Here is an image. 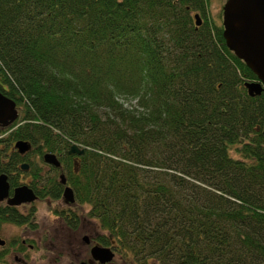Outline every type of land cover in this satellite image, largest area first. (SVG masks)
Here are the masks:
<instances>
[{
  "label": "trees",
  "instance_id": "1",
  "mask_svg": "<svg viewBox=\"0 0 264 264\" xmlns=\"http://www.w3.org/2000/svg\"><path fill=\"white\" fill-rule=\"evenodd\" d=\"M209 12L210 0H0V91L19 113L0 125V175L19 184L29 157L10 145L41 143L42 196L62 199L65 173L101 244L133 264H264V92L249 94L258 76ZM36 214L0 203V230ZM57 214L73 229L84 217Z\"/></svg>",
  "mask_w": 264,
  "mask_h": 264
},
{
  "label": "water",
  "instance_id": "2",
  "mask_svg": "<svg viewBox=\"0 0 264 264\" xmlns=\"http://www.w3.org/2000/svg\"><path fill=\"white\" fill-rule=\"evenodd\" d=\"M197 25L202 24L199 14L195 15ZM224 36L228 47L258 76L257 81L246 84L251 96H259L264 92V0H227L223 6ZM19 116L16 101L10 99L0 91V125H9ZM17 147L21 153L29 150L30 145L18 143ZM77 145H73L71 153L82 154ZM45 160L54 166L61 163L55 154L49 153ZM26 168V167H24ZM65 183V180H63ZM9 195V183L6 175H0V200ZM67 201H74V192L67 187L64 192ZM37 198L34 191L22 186L16 189L14 197L10 200L13 205L23 202H32ZM91 254L101 262L114 259L115 252L99 244L91 249ZM82 264H88L86 262Z\"/></svg>",
  "mask_w": 264,
  "mask_h": 264
},
{
  "label": "rangeland",
  "instance_id": "3",
  "mask_svg": "<svg viewBox=\"0 0 264 264\" xmlns=\"http://www.w3.org/2000/svg\"><path fill=\"white\" fill-rule=\"evenodd\" d=\"M226 0H210V16L223 23V6ZM128 105H135L136 100H126ZM126 104V105H127ZM68 205L63 201H51L46 199L38 203L37 214L34 218V226H18L6 224L0 230V239L5 241L0 244V249L8 250L5 264H80L91 250L86 242H82L83 236L95 235L96 229H100L96 221H87L80 233H74L67 229L59 219L57 212L62 211ZM84 209L88 210V206ZM94 231L95 233H92ZM13 243H21L27 239L25 252L17 250ZM29 244H33L31 248ZM104 247L109 245L103 244ZM109 264H133L127 256L116 252V256Z\"/></svg>",
  "mask_w": 264,
  "mask_h": 264
},
{
  "label": "flooded vegetation",
  "instance_id": "4",
  "mask_svg": "<svg viewBox=\"0 0 264 264\" xmlns=\"http://www.w3.org/2000/svg\"><path fill=\"white\" fill-rule=\"evenodd\" d=\"M227 1V0H226ZM32 148H33V146H31L30 148H29V150L28 151H26V152H24V153H21L20 151H19V149H18V152L20 153V154H22V155H27L28 157H29V160L28 159H26L25 161H23L22 162V167H21V172L19 173V184H17V185H15L14 187H13V185H12V177H11V179H10V176L7 174V173H2L1 175H6L7 176V180H8V183H9V195L6 197V198H4L3 200H0V203H2V205H8L9 207H12L13 205L10 203V200L14 197V195H15V193H16V189L17 188H20V187H22V186H27V187H29V188H31L33 191H34V193L36 194V196H37V198H36V200L35 201H32V202H30V203H25V204H22L20 207L21 208H32V207H38V203L39 202H42V201H44V200H46V199H48V198H50V197H43L42 196V194L40 193V190H41V188H42V186L39 184V182H40V177H36V175L35 174H33L32 173V171H31V168H32V162H33V160H32V158H30L31 157V152H32ZM31 151V152H30ZM24 167H26V168H24ZM53 199V198H52ZM58 213V212H57ZM58 215V214H57ZM59 219H61L62 221V223H64L65 225H66V227H67V229H71L72 230V232H74V233H80V231L81 230H83V226H85V224H86V220L87 221H90V222H92V221H94L92 218H88V217H86V216H84V217H82V219H81V224L77 227V228H70L68 225H67V223H66V220H65V218L64 217H62L61 215H59ZM8 224V223H7ZM4 225H6V224H2L1 225V230H2V228L4 227ZM23 226H27V225H23ZM96 234L95 235H87V236H83V239H82V242H86V244H87V247L88 246H91L90 248L92 249V247L93 246H95V245H97V244H99V245H102V246H104L103 244H101V242H100V237L97 235V232H98V229H96ZM94 231H92V233H95ZM1 233V232H0ZM0 241H3V240H1L0 239ZM28 240L27 239H24L21 243H16V247H17V250H19L20 251V253L21 252H25V248H26V242H27ZM13 242H16V241H12V243L11 244H14ZM29 246L31 247V248H33L34 247V245L33 244H29ZM4 251V250H3ZM4 252H6V255H8V250H6V251H4ZM23 252V253H24ZM115 252V256H116V251H114ZM7 257V256H6ZM6 260V259H5ZM5 262V261H4ZM4 262H1L0 264H5ZM84 262H86V263H88V264H102L100 261H98V260H96L93 256H92V254H91V250L89 251V253L86 255V257L83 259V260H81L80 261V264H82V263H84Z\"/></svg>",
  "mask_w": 264,
  "mask_h": 264
},
{
  "label": "bare ground",
  "instance_id": "5",
  "mask_svg": "<svg viewBox=\"0 0 264 264\" xmlns=\"http://www.w3.org/2000/svg\"><path fill=\"white\" fill-rule=\"evenodd\" d=\"M11 99V98H10ZM15 101V100H14ZM18 143H26V144H29L30 145V147L31 146H35V148L37 149V147H40V144L39 143H34V142H32V141H28V140H18V141H15V142H13L11 145H10V147L11 148H13V150H15V149H18V147H17V144ZM73 145H77L78 147H79V149L80 150H84V148H82V146L81 145H79V144H77V143H73L72 145H71V148H72V146ZM42 146V145H41ZM71 148H70V153H71ZM43 151H45L46 153H44L43 154V160L47 163V164H49L50 166H53V167H55V168H61V166H62V164L60 165V166H54V165H52V163H49V162H47L46 160H45V156L47 155V154H49V153H52V154H55L56 156H57V159L59 160V158H58V154L56 153V152H52V151H48L45 147L42 149ZM12 151V150H11ZM73 154H78V153H73ZM40 156H37V158H39ZM60 161V160H59ZM60 163H61V161H60ZM157 169H159V170H162L161 168H157ZM167 171H169V170H167ZM60 179L62 180V183H63V180H65V183H63L64 185H65V187H64V192H65V189L67 188V187H70L72 190H73V192H74V201L73 202H71V201H67L66 200V198H65V196H64V192H63V198L61 199H52V198H48V199H50L51 201H60V200H63L68 206L66 207V209L67 210H70V211H74V212H77L78 213V215H83V214H85L88 210H89V208H90V206L88 205V204H80L78 201H77V198H76V194H75V191H74V189H73V187L71 186V185H68L67 184V178H66V174L65 173H61L60 174ZM43 180H41L40 179V182H39V184L42 186L43 185V182H42ZM25 203H30V202H23V203H21V204H19V205H13L14 207H17V208H20L21 210H23V211H26V210H28V209H30V208H21L20 206L22 205V204H25ZM85 206H88V210H86V209H84V207ZM38 210V207H36V211ZM84 216V215H83ZM97 235L100 237V238H104V237H106V235H107V233L106 232H104L102 229H101V227H100V229H98V232H97ZM112 237V236H111ZM4 243H5V241H0V244L1 245H4ZM13 245H16V243H14ZM17 246V245H16ZM102 246V245H101ZM109 248H111L113 251H116L117 252V250H116V247H115V245H114V242L112 243V245H109L108 246ZM0 250H2L3 251V249H0ZM96 260H98V259H96ZM113 260V259H112ZM112 260L111 261H108V262H101L100 260H98V261H100L102 264H109V263H111L112 262Z\"/></svg>",
  "mask_w": 264,
  "mask_h": 264
}]
</instances>
